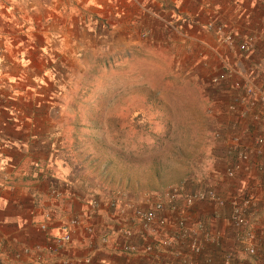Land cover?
Listing matches in <instances>:
<instances>
[{
  "label": "crops",
  "instance_id": "crops-1",
  "mask_svg": "<svg viewBox=\"0 0 264 264\" xmlns=\"http://www.w3.org/2000/svg\"><path fill=\"white\" fill-rule=\"evenodd\" d=\"M151 2L135 0L132 30L141 34L140 39L149 35V17L154 42L163 44L173 57H191L188 72L180 75L196 87L197 99H188L184 109L199 110V116H193L202 129L199 152L185 153L184 170H118L122 179L116 186L104 178L109 170H86L79 164L74 139L64 138L62 132L51 137L61 124L54 127L47 124L50 120L34 119L31 103L0 99V264H185L179 253L184 252L190 228L197 222L211 230L216 240L203 242L199 253H182L187 260L206 264L207 259L218 262L228 254L239 264H264V173L256 166L264 154V103L254 95L264 83L260 73L264 68V0H170L164 9L148 6ZM124 12L122 23L131 30L130 11L125 8ZM226 33L232 34L231 41L225 40ZM247 36L252 40L245 51L240 40ZM58 45L74 47V40L66 41L61 34ZM212 72L217 79L210 84L205 78L207 73L209 80ZM60 82L51 79L55 88L62 87ZM246 85L252 94L245 92ZM231 102L234 107L228 109ZM55 106L50 103L46 109ZM193 117L186 120L195 121ZM233 138L247 150L246 159L236 160L230 149ZM176 153L180 152L170 147L165 157ZM232 162H237L234 174L226 176L225 168ZM136 176L141 181L133 179ZM200 184L213 186L225 198L251 197L244 212L245 228L257 238L254 254L244 251L239 231L227 221L229 204L218 206L209 199L198 200L183 211L181 199L176 200L190 232L173 230L168 223L153 235L137 234L132 206H147L159 198L166 201L165 191L170 187L183 193ZM163 214L173 217L167 210ZM71 218L76 223L69 225L70 239L59 242L61 226ZM124 226L133 228V242L139 248L143 241L152 242L153 253L120 251ZM165 236L172 238L171 246L156 243Z\"/></svg>",
  "mask_w": 264,
  "mask_h": 264
},
{
  "label": "rangeland",
  "instance_id": "rangeland-1",
  "mask_svg": "<svg viewBox=\"0 0 264 264\" xmlns=\"http://www.w3.org/2000/svg\"><path fill=\"white\" fill-rule=\"evenodd\" d=\"M127 1L0 0V99L31 103L34 119L61 124L51 137L62 132L74 139L79 164L109 170L104 178L116 186L118 170H184L185 153L197 154L202 140L199 110L184 109L188 99H197L196 87L180 75L191 57H173L154 42L149 17L150 33L140 39L132 30L135 0ZM168 1L148 6L164 9ZM125 8L131 30L122 23ZM61 34L74 47L59 48ZM213 73L209 80L206 73L210 84ZM51 79H61L62 87ZM50 103L56 109H46ZM170 147L180 153L166 158Z\"/></svg>",
  "mask_w": 264,
  "mask_h": 264
},
{
  "label": "built area",
  "instance_id": "built-area-1",
  "mask_svg": "<svg viewBox=\"0 0 264 264\" xmlns=\"http://www.w3.org/2000/svg\"><path fill=\"white\" fill-rule=\"evenodd\" d=\"M219 28V26H217ZM224 38L227 41L232 40V34L226 33L224 34ZM251 36H247L240 40V47L242 50H249L251 47ZM226 72H230L227 70ZM260 73L264 75V68L260 69ZM217 76H212V80L216 81ZM246 93L252 94L253 89L251 86L246 85L244 87ZM255 99L264 103V83L260 85V87L255 92ZM234 107V103H228L227 108L232 109ZM244 111H241L242 115ZM259 142L261 139L256 138ZM230 149L236 157V160L246 159L248 157L247 150L240 146L235 138H233V142L230 145ZM237 166V162H232L229 166L225 168L226 176H233L234 168ZM256 166L264 173V154L262 157V161ZM166 201H163L161 198L154 200L151 204L147 206L135 205L131 207V214L134 217V220L137 224L138 235L146 236L153 235L157 233L161 227L169 225L173 230L177 231H185L188 229L186 224V219L183 216L182 212L178 211V203L177 199H181L182 202V211L185 208L190 207L198 200L209 199L214 202L218 206H223L225 204H229V212L226 216L227 221L237 230L239 231V238L241 243L243 244V249L247 254H254L256 250L257 238L254 234V231L251 229L245 228L248 223L247 216L245 215V207L249 203L251 197L249 195H242L239 198H225L218 193V191L209 184L199 185L194 189L181 193L177 187H170L165 191ZM181 196V197H180ZM112 206L116 205L115 202L110 201ZM90 205H94V202L91 201ZM163 210H167L173 214L171 219H168L164 214ZM75 218H71L67 223H64L61 226V233L59 235V242H67L70 239L69 234V225L75 224ZM240 228H243L242 230ZM192 235L189 240L185 244L184 252L187 253H199L202 249V243L205 241H214L216 240V235L209 229L205 228L200 222L194 224L192 228H190ZM183 231V232H184ZM189 231V230H187ZM190 232V231H189ZM121 233L123 235V241L119 247L120 251L126 253H136L141 251L145 254L153 253V244L149 241H143L140 248L133 242V238L135 236V232L132 227L124 226L121 229ZM196 233H199L197 236ZM156 243L161 245L162 247L171 246L172 238L170 236L161 237L156 240ZM179 252V251H178ZM184 252L179 253L181 255L182 262L185 264H198L193 263L185 258ZM183 253V254H182ZM130 264H138L136 262H132ZM205 264V263H204ZM206 264H239L230 260V255H224L223 258L218 261H209L206 260ZM241 264V263H240Z\"/></svg>",
  "mask_w": 264,
  "mask_h": 264
}]
</instances>
